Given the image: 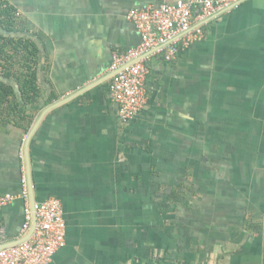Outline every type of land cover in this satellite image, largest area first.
<instances>
[{"label":"crops","instance_id":"obj_1","mask_svg":"<svg viewBox=\"0 0 264 264\" xmlns=\"http://www.w3.org/2000/svg\"><path fill=\"white\" fill-rule=\"evenodd\" d=\"M6 1L38 46L39 97L30 126L0 127V196L14 197L0 245L28 236L31 199H56L66 245L50 264H264V0L209 19L170 62L147 57L127 124L109 93L114 55L141 43L127 13L192 0Z\"/></svg>","mask_w":264,"mask_h":264},{"label":"built area","instance_id":"obj_2","mask_svg":"<svg viewBox=\"0 0 264 264\" xmlns=\"http://www.w3.org/2000/svg\"><path fill=\"white\" fill-rule=\"evenodd\" d=\"M242 0H192L163 3L157 7L132 9L126 19L140 35L138 47L125 54L114 55L110 66L109 93L118 107V117L124 124L131 122L146 103L145 59L163 54L170 62L204 36L202 25L209 19L228 11ZM19 16V14H16ZM196 23H200L196 25ZM22 197L27 199L26 190ZM14 200L0 196V210ZM36 224L32 235L22 243L0 249V264H50L55 254L66 245V225L61 203L48 199L35 205ZM24 230L32 225L31 211L25 207ZM0 229V240L5 242Z\"/></svg>","mask_w":264,"mask_h":264},{"label":"trees","instance_id":"obj_3","mask_svg":"<svg viewBox=\"0 0 264 264\" xmlns=\"http://www.w3.org/2000/svg\"><path fill=\"white\" fill-rule=\"evenodd\" d=\"M6 0H0V28L8 33L22 34L20 14ZM38 46L23 36L0 34V76L19 85L23 105L10 83L0 81V127L13 124L30 126L32 108L39 97L37 85Z\"/></svg>","mask_w":264,"mask_h":264},{"label":"rangeland","instance_id":"obj_4","mask_svg":"<svg viewBox=\"0 0 264 264\" xmlns=\"http://www.w3.org/2000/svg\"><path fill=\"white\" fill-rule=\"evenodd\" d=\"M240 138H242V136H240ZM241 150V149H240ZM242 151V150H241ZM241 153H239V155H240ZM223 155H224V157H223V159H225V160H228V157L230 156L229 154H227V153H223ZM240 158H242V157H240ZM197 170H198V168H196ZM205 168H201L200 169V174L202 175L204 172L205 173H207V175H214V172H218L219 170H220V168H217V169H215V168H212V169H210V168H206V170H204ZM227 170H229V169H227ZM247 169L246 168H238L237 169V172H235L234 174L235 175H238L240 178H241V173L243 172V171H246ZM221 171V170H220ZM238 182L237 183H235L237 186H239V185H242L241 184V182H240V180L241 179H239L238 178ZM197 186V185H196ZM214 186H215V184L214 183H209V184H207V188L208 189H213L214 188ZM199 187V186H198ZM240 187V186H239ZM206 188V189H207ZM244 188V187H243ZM240 192V191H239ZM242 192V195L243 194H245L247 191L245 190V188H244V190L243 191H241ZM197 199H195V200H180L179 202H176V206L177 207H181V208H195V207H202V206H204V205H202L201 204V198H202V194H201V196H200V198L198 199V196L196 197ZM204 202V201H203ZM216 201L215 200H212L211 201V204L212 205H210L209 204V200H208V202H207V206L208 207H215V208H225V203H221V202H219V203H215ZM214 203V204H213ZM238 206L240 207V208H242V207H244L245 205H244V202H241V203H239L238 204ZM223 217L225 218V215L223 214ZM240 218V217H239ZM233 221H235V218H234V216H233ZM228 233L230 232V231H227ZM235 233V232H234ZM234 233H232V235H230L229 234V236H235L234 235ZM236 234V233H235ZM228 236V237H229Z\"/></svg>","mask_w":264,"mask_h":264},{"label":"water","instance_id":"obj_5","mask_svg":"<svg viewBox=\"0 0 264 264\" xmlns=\"http://www.w3.org/2000/svg\"><path fill=\"white\" fill-rule=\"evenodd\" d=\"M242 1L234 4L233 6H231L229 9H232L233 7H235L236 5H238L239 3H241ZM228 9V10H229ZM0 34H2L3 36H6V37H17V36H20V34H13V33H8L6 31H4L3 29L0 28ZM0 81L1 82H6V83H10L13 88H14V91L16 93V95L19 97V99L21 100V92L19 90V87L16 83L14 82H11L9 80H7L6 78H3L0 76ZM31 211H32V226H31V229H30V232L28 234L27 237L19 240V241H15V242H10V243H6V244H2L0 245V249H5V248H8V247H13V246H16L20 243H22L23 241L27 240L33 233V230H34V227H35V224H36V217H35V202L33 199H31Z\"/></svg>","mask_w":264,"mask_h":264}]
</instances>
